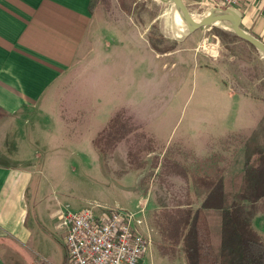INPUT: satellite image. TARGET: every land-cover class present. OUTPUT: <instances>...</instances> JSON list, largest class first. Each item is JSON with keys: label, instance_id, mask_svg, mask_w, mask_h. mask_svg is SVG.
Segmentation results:
<instances>
[{"label": "rangeland", "instance_id": "374dc122", "mask_svg": "<svg viewBox=\"0 0 264 264\" xmlns=\"http://www.w3.org/2000/svg\"><path fill=\"white\" fill-rule=\"evenodd\" d=\"M93 2L95 25L123 17L114 9L137 2L133 8L137 19L142 16L147 24L154 20L148 31L151 36L98 37L103 38V50L114 51L102 58L104 67L116 71L103 76L101 87L90 83L83 99L81 93L73 97V102L81 100L82 105L44 107L37 111L38 117L48 120L32 121L25 127H32L49 143V148L40 143L32 148L40 154V159L33 160L41 171L36 177L38 207L51 213L65 208L121 210L139 217L142 210L150 248L141 264H187L183 240H176L182 209L195 211L212 187V174L223 171L226 162L235 168L246 138L260 131L258 123L245 134L235 132L227 118L236 108L214 106L212 101H228L231 92L246 93L261 101L256 107L260 110L256 114L260 113L264 108V58L234 37L229 27L177 33L172 25V0ZM211 4L188 7V12L197 21L214 11L226 12L217 6L212 9ZM104 29L109 26L105 24ZM94 49H101L100 44ZM212 56L232 68L228 75L233 80L228 78L226 92L212 74ZM247 80L255 89L247 90ZM62 115L74 122L59 129L56 122ZM248 121L249 117L245 122L239 119L237 124L250 125ZM58 221L48 229L59 258L55 263L65 253V230H56ZM262 221L261 217L264 228Z\"/></svg>", "mask_w": 264, "mask_h": 264}, {"label": "crops", "instance_id": "0c3cea01", "mask_svg": "<svg viewBox=\"0 0 264 264\" xmlns=\"http://www.w3.org/2000/svg\"><path fill=\"white\" fill-rule=\"evenodd\" d=\"M90 1L0 0V264H66L65 253L54 262L59 258L52 249L48 231L49 225L59 219V213L38 207L37 178L41 171L33 160L40 159V154L32 148L37 149L39 143L48 147L49 143L42 141L41 134L33 132L32 127H25L32 121L48 120L43 115L38 117L37 111L44 107L71 109V106L82 105L81 100L73 102V97L81 93L83 99V91L90 83L101 87L103 76L116 71L115 67H104L102 58L114 51L103 50V38L98 37L151 36L148 31L154 20L147 24L142 16L137 19L133 9L137 2L124 3L114 9L123 17L95 25V10L90 9ZM206 1L182 0L187 10L192 6L207 7L211 3ZM211 5L212 9L216 6L213 0ZM233 11L240 18V29L264 45V0H242ZM105 24L108 30L104 29ZM96 44H100L101 49H94ZM230 69V63L217 61L212 56V74L219 78L218 87L223 92L229 88L228 78L233 80L228 75ZM252 83L248 85L247 80V90L255 89ZM230 96L225 102L214 99L212 105L227 104L236 108L227 118L235 132L255 128L264 115V108L256 114L261 101L246 93L231 92ZM247 117L250 125L237 124L239 119L245 122ZM73 122L62 115L56 125L60 129ZM63 132L67 136L65 129ZM240 160L236 161L235 168L233 163L226 162L224 174L240 171ZM256 208V233L264 243V228L260 224L261 217L264 222V198L257 202ZM56 230H60L57 225ZM63 249L65 252L64 239Z\"/></svg>", "mask_w": 264, "mask_h": 264}, {"label": "trees", "instance_id": "16d2710c", "mask_svg": "<svg viewBox=\"0 0 264 264\" xmlns=\"http://www.w3.org/2000/svg\"><path fill=\"white\" fill-rule=\"evenodd\" d=\"M258 125L260 131L245 140L241 170L213 173L202 204L182 209L176 240H183L187 264H264V243L252 225L264 198V115Z\"/></svg>", "mask_w": 264, "mask_h": 264}, {"label": "built area", "instance_id": "2783aa9c", "mask_svg": "<svg viewBox=\"0 0 264 264\" xmlns=\"http://www.w3.org/2000/svg\"><path fill=\"white\" fill-rule=\"evenodd\" d=\"M212 1V0H211ZM242 0H213L233 10ZM91 209L59 212L57 228L65 230L66 264H141L150 248L145 219L121 210Z\"/></svg>", "mask_w": 264, "mask_h": 264}, {"label": "water", "instance_id": "95a60500", "mask_svg": "<svg viewBox=\"0 0 264 264\" xmlns=\"http://www.w3.org/2000/svg\"><path fill=\"white\" fill-rule=\"evenodd\" d=\"M172 3L176 10L179 12L181 18L184 20L188 33H193L198 29L215 26L214 23L220 18H230L235 22L233 27H229L233 34L236 35L239 39L247 42L252 47H254L263 57H264V45L257 41L256 39L250 37L248 34L244 33L240 29V18L233 10H227L226 12H220L221 15L216 16L212 12L209 16L202 18L200 21H196L191 14L188 12L184 6L182 0H172Z\"/></svg>", "mask_w": 264, "mask_h": 264}, {"label": "bare ground", "instance_id": "6f19581e", "mask_svg": "<svg viewBox=\"0 0 264 264\" xmlns=\"http://www.w3.org/2000/svg\"><path fill=\"white\" fill-rule=\"evenodd\" d=\"M159 1H163V0H159ZM172 25L175 29V31H177V33L183 35L186 30L188 31L186 24L184 22V20L181 18L179 12L176 10V8L174 7L172 10ZM214 15L219 16L221 15L220 12L216 11L214 12ZM197 21V20H196ZM235 24V22L233 20H231L230 18H220L218 19L214 25L217 27H233Z\"/></svg>", "mask_w": 264, "mask_h": 264}]
</instances>
